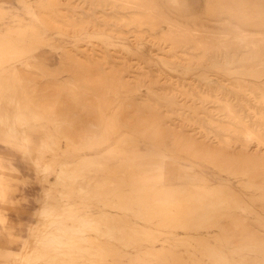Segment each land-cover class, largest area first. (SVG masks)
Returning a JSON list of instances; mask_svg holds the SVG:
<instances>
[{
  "label": "rangeland",
  "instance_id": "374dc122",
  "mask_svg": "<svg viewBox=\"0 0 264 264\" xmlns=\"http://www.w3.org/2000/svg\"><path fill=\"white\" fill-rule=\"evenodd\" d=\"M155 1L185 28L139 22L150 10L125 0H0V264H264V0ZM71 60L82 68L61 69ZM81 76L86 108L64 126L53 106L72 100L54 84ZM225 102L259 142L227 130ZM226 138L240 155L229 167L181 145ZM198 185L222 192L231 229L199 232L204 248L172 205L174 189Z\"/></svg>",
  "mask_w": 264,
  "mask_h": 264
},
{
  "label": "bare ground",
  "instance_id": "6f19581e",
  "mask_svg": "<svg viewBox=\"0 0 264 264\" xmlns=\"http://www.w3.org/2000/svg\"><path fill=\"white\" fill-rule=\"evenodd\" d=\"M123 1V0H122ZM255 2L254 6L256 5V3L260 4V1L259 0H253ZM52 2V1H51ZM125 2H128L130 4H133V5H136L140 8H143V9H146V10H150L149 11V14L148 15H144V16H139V22H146V23H149V25L151 24L154 28V26H156V24H163V25H166L168 26V29L166 32H164L165 34H171L173 33L175 30H181L185 27H183L181 24H179L178 22L172 20L170 17H168L163 11L162 9L160 8V6L157 4V2L155 0H125ZM262 2V1H261ZM122 3V2H121ZM34 5V4H33ZM39 5V4H38ZM123 5V4H122ZM263 7H264V3H262ZM257 6V7H258ZM261 6V5H260ZM125 7V6H124ZM256 7V6H255ZM256 7V8H257ZM262 7V8H263ZM261 8V7H260ZM261 8V9H262ZM259 9V8H258ZM157 11V13H153L152 11ZM264 10V9H263ZM61 11V10H59ZM233 16V15H232ZM105 18V17H104ZM260 19V18H259ZM106 20V19H105ZM110 20V19H109ZM52 21V20H51ZM247 21V20H246ZM251 21V20H250ZM74 22V20H73ZM81 22V21H80ZM94 22V21H93ZM225 22V21H224ZM53 23V22H52ZM248 23V22H247ZM63 24V23H62ZM80 24V23H79ZM150 25V26H151ZM202 25V24H200ZM151 26V27H152ZM198 27V26H197ZM206 28L200 26V29H190L191 33H188L189 35L191 34L193 37H195L199 32H203L205 31ZM185 30V29H184ZM188 30V29H187ZM223 33V32H222ZM221 34V33H219ZM189 35H186V36H189ZM225 36V35H224ZM153 37V36H152ZM191 37V36H190ZM192 37V38H193ZM155 38V37H154ZM194 39V38H193ZM261 39V38H260ZM170 40V39H169ZM216 40V39H215ZM264 40V39H263ZM257 41V40H256ZM260 41V40H259ZM171 42V40H170ZM216 42V41H215ZM262 42V40H261ZM193 43H195V45H197V48H198V45H200L201 43L198 41V40H193ZM250 43V42H249ZM254 43V42H253ZM251 42V44H253ZM256 45L258 44V42H255ZM208 44V43H207ZM213 44V43H212ZM246 44V43H245ZM172 45V44H171ZM177 45V44H176ZM256 45H254L256 47ZM245 46V45H244ZM249 47V45H246ZM253 46V49L255 48ZM263 46V45H262ZM222 47V46H221ZM224 48L226 46H223ZM194 48V47H193ZM206 48V47H205ZM212 48V47H211ZM247 48V47H246ZM259 48V47H258ZM257 48V49H258ZM196 49V47H195ZM194 49V50H195ZM201 49V48H200ZM220 49V48H219ZM218 49V50H219ZM191 50V49H190ZM260 50V49H259ZM209 51V49H208ZM253 51V50H252ZM264 52V50H263ZM202 56L205 57V53H201ZM205 54V55H203ZM255 55V54H253ZM184 56V55H183ZM188 56V55H187ZM264 56V55H263ZM69 57V56H68ZM248 57V56H247ZM76 58H79V57H75ZM96 58V57H95ZM250 58V57H248ZM66 59V58H65ZM97 59V58H96ZM103 59H105L103 57ZM263 58H261L262 60ZM69 60V59H68ZM74 60V58H73ZM101 60V58H100ZM189 60V59H188ZM264 61V60H262ZM81 62L80 60H76V61H70V62H64L62 61V66H61V69L64 67V65H70L71 67H74L76 69H80L82 68L81 67ZM94 62H97L96 60ZM260 62V61H259ZM86 63V62H85ZM128 63V62H127ZM138 63V62H137ZM261 63V62H260ZM87 64V63H86ZM91 64V63H90ZM94 64V63H93ZM97 66V64H95ZM260 65V64H259ZM88 66V65H87ZM94 66V65H93ZM251 66V65H250ZM46 67V66H45ZM86 67V66H85ZM90 67V66H89ZM92 67V66H91ZM141 67V66H140ZM87 68V67H86ZM85 68V69H86ZM94 68V67H93ZM97 68V67H96ZM116 68V67H115ZM122 68V67H121ZM143 68V67H142ZM46 70V68H44ZM49 69V68H48ZM47 69V70H48ZM59 68H56V69H52V71L49 70V72H53V74L55 75H58L60 73V70ZM114 69V68H112ZM84 70V69H83ZM94 70V69H93ZM96 70V69H95ZM98 70V69H97ZM117 70V68L115 69ZM121 70V69H120ZM106 71V70H105ZM92 69H91V73H92ZM95 72V71H94ZM93 72V74H95ZM148 72V71H147ZM109 73V72H108ZM111 73V72H110ZM34 74V73H33ZM92 74V76H93ZM97 76H99L98 73H96ZM95 74V75H96ZM113 74V73H112ZM115 74V73H114ZM157 74V73H156ZM101 75V74H100ZM121 75V74H120ZM119 75V76H120ZM95 76V77H97ZM117 76V75H116ZM136 76V75H135ZM147 76V75H145ZM144 76V77H145ZM39 77V76H38ZM82 78H80L76 83L74 84H67V83H63L62 81H59L58 83L54 84L57 86V88H61V89H65L67 92V95L68 97H70V99L72 100V103L70 105H68V107H65L64 109L61 108V105H55L53 106L55 111H57L58 113V118L60 121H62L63 125L64 126H68V125H72V116L69 115V112L73 109V107L75 108V105H78V107H82L84 105L83 101L80 99V89L82 87L85 86V82L86 80L83 78V76H81ZM94 77V78H95ZM110 77V76H109ZM90 78V77H89ZM92 78V77H91ZM66 79V78H65ZM96 79V78H95ZM98 79V77H97ZM105 79V77H104ZM114 79V78H112ZM67 80V79H66ZM125 80H128V79H125ZM124 80V82H126ZM135 80V79H134ZM97 81V80H95ZM89 82V81H88ZM92 82V81H90ZM89 82V83H90ZM101 82V81H100ZM100 82H97V83H100ZM129 82V81H128ZM104 83V82H103ZM127 83V82H126ZM94 83H92L91 85H93ZM96 84V83H95ZM241 84V83H240ZM53 85V84H52ZM53 85V86H54ZM98 86V84H96ZM101 85V84H100ZM103 85V84H102ZM102 85L100 87H102ZM131 85V84H130ZM95 86V85H94ZM116 86V85H115ZM113 86V87H115ZM122 86V85H121ZM99 87V86H98ZM104 87V86H103ZM238 87V86H237ZM51 88V87H50ZM123 88H125L123 86ZM122 88V89H123ZM128 88V87H127ZM184 87H181L180 91L182 92V94H187V95H191V93H189L186 89H183ZM45 88H41L40 89V94H39V101L42 100V98H44L45 96H43L42 91L44 90ZM53 89V88H52ZM121 89V91H122ZM133 89V88H131ZM165 89V88H164ZM56 90V88L54 89ZM112 90V89H111ZM130 90V89H129ZM172 90V89H171ZM132 91V90H131ZM165 91V90H164ZM167 91V90H166ZM173 91V90H172ZM198 91V89H197ZM55 92V91H54ZM119 92V91H118ZM126 93V92H125ZM261 94H264L263 92ZM116 95V94H115ZM174 95V94H173ZM251 95V94H250ZM206 95L204 94H201L199 93V98L201 99L202 97H204ZM209 96V95H208ZM264 96V95H262ZM261 97V96H259ZM192 98H194V96H192ZM208 99V98H207ZM259 99H263V98H259ZM264 100V99H263ZM262 100V101H263ZM149 101V100H148ZM184 101V100H183ZM192 101V100H191ZM258 101V100H257ZM132 102V101H131ZM140 102V101H139ZM217 102V101H216ZM110 103V102H109ZM152 103V102H151ZM231 103V102H230ZM155 104V103H154ZM53 105V104H52ZM100 105V104H99ZM136 105V104H135ZM225 105V108L228 112L229 115H232L233 118H234V121L236 123V126H233V125H230L228 124L227 125V130L230 129L231 131H238L241 136H242V140L244 141L242 143L241 146H245L246 147V143L247 141H249V139H257V141L259 142V137L257 135V133L251 129L243 120L242 118L240 117V115L238 113H236L234 111V109L232 108L233 106H231L230 104L228 103H224ZM138 106V104H137ZM152 106V105H151ZM52 107V106H51ZM153 107V106H152ZM155 107V106H154ZM86 108L85 106H83V109ZM124 108V107H122ZM161 108V107H160ZM65 109H67L65 111ZM154 109V108H153ZM213 109V108H212ZM219 109V108H218ZM217 109V110H218ZM127 110V109H126ZM148 110V109H147ZM150 110V108H149ZM148 110V111H149ZM211 110V109H210ZM154 111V110H152ZM85 114L87 113V109L85 110L84 112ZM151 113V112H150ZM114 114V113H113ZM156 114V113H155ZM227 114V115H228ZM129 115V114H128ZM152 115V114H151ZM154 115V114H153ZM185 115V114H184ZM227 115L226 118H227ZM257 115V114H256ZM124 116V115H123ZM130 116V115H129ZM180 116V115H179ZM148 117V116H147ZM151 117V116H150ZM156 117V116H155ZM118 118V117H117ZM139 118V117H138ZM152 118V117H151ZM159 118V117H157ZM162 118V116H161ZM57 119V118H56ZM153 119V118H152ZM118 120V119H117ZM129 120V119H128ZM211 120V119H210ZM119 121V120H118ZM189 120H187L188 122ZM190 122V121H189ZM193 122V121H192ZM191 122V123H192ZM18 123V122H17ZM138 123V122H137ZM149 123V122H148ZM158 123V124H157ZM156 124L153 123V134L154 135H158V137H161L163 135H165V131H164V128L159 124V122L157 121ZM180 123V122H179ZM218 123V122H216ZM25 124V123H24ZM120 124V123H118ZM130 124V123H129ZM211 124V123H210ZM21 126V125H20ZM120 126V125H119ZM138 126V125H137ZM168 125H166L167 127ZM179 126V125H178ZM217 126V125H216ZM73 127V126H72ZM121 127V126H120ZM180 127V126H179ZM224 127V126H221V128ZM226 127V126H225ZM224 127V128H225ZM66 128V127H65ZM71 128V127H70ZM81 128V127H80ZM86 128V127H85ZM174 128V127H172ZM188 128V127H187ZM68 131L64 129V131H61L63 133H69V128H67ZM72 129V128H71ZM226 129V128H225ZM63 130V128H62ZM85 130V129H84ZM170 130H173V129H170ZM185 130V128H184ZM205 130V129H204ZM224 130V129H223ZM97 131V130H96ZM95 131V132H96ZM225 131V130H224ZM75 132V131H74ZM170 132V131H169ZM80 133L81 134H85V135H90L92 133H94V130H87L86 131H81V132H76V136H80ZM233 133V132H232ZM185 134V133H184ZM66 135V134H64ZM69 135V134H68ZM67 135V136H68ZM170 135H172V139L174 140H178V138L175 136L174 132H170ZM93 136V134H92ZM184 136V135H183ZM239 136V135H238ZM165 137H167L165 135ZM185 137V136H184ZM196 137V136H195ZM226 137V136H225ZM229 137V136H228ZM99 138V137H98ZM164 137H162L163 139ZM169 138V137H168ZM235 139V138H234ZM169 141V140H168ZM184 142L181 144L183 145L187 150L191 151L192 153H195V154H198L199 156L201 157H205V159H211L212 161H214L216 163V165L220 166L221 167H229V166H232L233 164H236L237 160L239 159V156L240 155H236L232 152V145H231V140L230 138H226L224 141H221L222 143V146L220 145V142L219 144L215 145V146H212V147H206V145H204L203 143H198L196 141H193L192 140H183ZM252 141V140H251ZM233 143H235L234 141H232ZM239 142V141H238ZM232 143V144H233ZM241 144V143H239ZM259 144V143H258ZM260 144H264L262 142H260ZM235 146V145H234ZM166 147V146H165ZM243 148V147H242ZM257 148V147H256ZM255 148V149H256ZM186 151V150H185ZM188 151V152H189ZM236 152V151H235ZM241 154V153H240ZM263 154V153H262ZM197 155V156H198ZM250 155V154H249ZM241 156H243L241 154ZM252 156V155H251ZM250 157V156H249ZM251 158V157H250ZM258 158L260 159V157L258 156ZM207 159V160H208ZM248 159V158H247ZM243 161V160H242ZM258 161V160H257ZM242 164V163H241ZM238 165V164H237ZM237 167V166H236ZM238 168V167H237ZM251 173V172H250ZM259 185L260 184H263V179H259ZM244 186V185H243ZM168 191V188L166 187H162V188H159L155 191H151V193H154L153 196L155 197H162L166 194V192ZM178 194H181L180 197L182 198H179V197H176L174 199V202H173V206H174V218L175 220L179 221V223H185V225L187 226V231L188 232V235H187V238L188 240L190 241L189 243L191 244H197L200 242V245L202 248L204 247H209V243L207 241V238L205 237L204 234H199V232L201 233V231L205 232L206 229H210V228H216V229H219L221 231H227L230 229V225H229V222H228V216L225 215V214H219L217 212H219V209L220 208V205H221V202H222V192L218 189V188H205V187H202V185H198V186H194L192 188H181V189H174L173 190V196L174 195H178ZM245 196V195H244ZM145 198V197H144ZM224 198V197H223ZM227 199L224 198V200ZM182 200H184L185 202L182 203ZM230 200V199H228ZM232 201V200H231ZM230 203V201H229ZM233 204V203H232ZM223 205V204H222ZM231 205V204H230ZM234 206V205H233ZM225 208V207H224ZM239 208V207H238ZM228 210V209H226ZM225 210V211H226ZM154 212V211H153ZM214 218H213V217ZM185 217V218H183ZM213 218V219H212ZM202 219V220H201ZM208 221V222H207ZM207 222V223H206ZM239 224V222H238ZM236 227V226H235ZM120 229V228H119ZM131 230V232H127L129 235L133 232L134 228L133 227H130L129 228ZM237 229V228H236ZM245 229V228H244ZM116 230V229H115ZM231 230V229H230ZM243 230V229H242ZM123 233L125 230H123ZM121 231V233H122ZM246 231V230H245ZM135 232V230H134ZM233 233V232H232ZM242 233V231L240 232ZM134 234V233H132ZM199 234V235H198ZM224 234V233H223ZM136 234H134L135 236ZM246 235V234H245ZM127 236V234H126ZM130 237H132L130 235ZM178 239H180L179 237H177ZM243 238V237H242ZM124 239V238H123ZM244 239V238H243ZM241 240V238H240ZM262 241V240H261ZM229 242V241H228ZM232 242V241H231ZM260 242V240H259ZM195 247V246H194ZM193 247V248H194ZM264 251V250H263ZM191 254V252H190ZM191 260L193 261L192 263H195V264H200L199 262V259L197 257H195V255H191Z\"/></svg>",
  "mask_w": 264,
  "mask_h": 264
}]
</instances>
